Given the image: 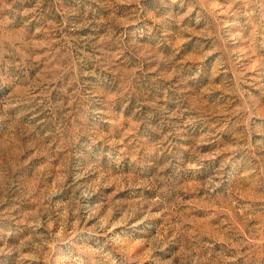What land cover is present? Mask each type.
<instances>
[{
	"label": "clouds",
	"instance_id": "clouds-1",
	"mask_svg": "<svg viewBox=\"0 0 264 264\" xmlns=\"http://www.w3.org/2000/svg\"><path fill=\"white\" fill-rule=\"evenodd\" d=\"M0 264H264V0H0Z\"/></svg>",
	"mask_w": 264,
	"mask_h": 264
},
{
	"label": "rangeland",
	"instance_id": "rangeland-1",
	"mask_svg": "<svg viewBox=\"0 0 264 264\" xmlns=\"http://www.w3.org/2000/svg\"><path fill=\"white\" fill-rule=\"evenodd\" d=\"M69 6H73L74 5H69ZM148 25L151 26V22H148ZM153 33L154 35H157L159 37H163L164 35V29L161 28H155L153 29ZM35 114V113H34ZM37 120H39L41 122L42 125L47 124L48 122V116L46 113H39L38 115H36ZM150 164V161H146V165ZM193 215L190 217V220L195 222L196 225L198 226H203L205 227L210 233H214L217 225L216 223H214V220L220 219V217L217 216H211V213H214L216 211V209L213 208H197V209H193ZM203 211H208L210 213V217H205L204 215H198L196 213L199 212H203Z\"/></svg>",
	"mask_w": 264,
	"mask_h": 264
}]
</instances>
